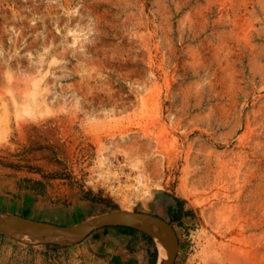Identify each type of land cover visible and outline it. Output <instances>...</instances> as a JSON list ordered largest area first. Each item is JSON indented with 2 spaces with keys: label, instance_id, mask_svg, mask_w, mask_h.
<instances>
[{
  "label": "rangeland",
  "instance_id": "rangeland-1",
  "mask_svg": "<svg viewBox=\"0 0 264 264\" xmlns=\"http://www.w3.org/2000/svg\"><path fill=\"white\" fill-rule=\"evenodd\" d=\"M116 208L171 222L173 264L264 263V0H0V210ZM86 239L0 232V264H103Z\"/></svg>",
  "mask_w": 264,
  "mask_h": 264
},
{
  "label": "water",
  "instance_id": "water-1",
  "mask_svg": "<svg viewBox=\"0 0 264 264\" xmlns=\"http://www.w3.org/2000/svg\"><path fill=\"white\" fill-rule=\"evenodd\" d=\"M146 220L161 227L168 235L171 242V253L164 264H173L178 252L179 240L172 223L157 214L146 211L116 208L74 224H59L15 212L0 210V232L15 237L11 230L24 228L29 231H36L44 236L31 243L46 242L71 245L86 238L96 229L108 226H126L144 231L154 240L153 235L148 229L135 224V221Z\"/></svg>",
  "mask_w": 264,
  "mask_h": 264
},
{
  "label": "crops",
  "instance_id": "crops-1",
  "mask_svg": "<svg viewBox=\"0 0 264 264\" xmlns=\"http://www.w3.org/2000/svg\"><path fill=\"white\" fill-rule=\"evenodd\" d=\"M86 238L94 248L96 257L103 264H153L154 262L151 257L153 243L149 235L139 229L108 226L94 230ZM157 258L158 254L155 264Z\"/></svg>",
  "mask_w": 264,
  "mask_h": 264
},
{
  "label": "bare ground",
  "instance_id": "bare-ground-1",
  "mask_svg": "<svg viewBox=\"0 0 264 264\" xmlns=\"http://www.w3.org/2000/svg\"><path fill=\"white\" fill-rule=\"evenodd\" d=\"M154 105H155V103H154ZM153 105V106H154ZM160 107V106H159ZM155 108V107H154ZM157 109H159V108H157ZM155 110V109H154ZM153 111V110H152ZM156 113H158L157 111H156ZM155 115L153 116V118H154V120H155ZM157 119V118H156ZM168 125V124H167ZM178 127V126H177ZM165 128H167V126L165 127ZM186 131V130H185ZM185 133V132H184ZM187 133V132H186ZM186 133H185V135H186ZM242 134V133H241ZM167 137V136H166ZM165 137V138H166ZM240 137L242 138V135H240ZM168 138V137H167ZM239 138V137H238ZM240 138V141L242 140ZM175 140L177 139V137L176 138H174ZM245 139V138H244ZM178 140V139H177ZM245 141V140H244ZM243 141V142H244ZM241 151V150H240ZM242 152H245V151H242ZM214 153V152H213ZM241 155V154H240ZM244 155V154H243ZM242 157V156H241ZM206 160V159H205ZM210 160V159H209ZM238 160H239V158H238ZM241 160H244L243 158L241 159ZM209 163H210V161H209ZM210 164H208V166H206V168H205V170H203V172L199 175V177L198 176H196V181L198 182V185H201V186H209V185H213L212 183H213V181L211 180V177H210V175H209V172L211 171V167L209 166ZM228 165V164H227ZM188 168V167H187ZM232 168H233V166H232ZM239 168V167H238ZM214 170V169H213ZM196 172V171H195ZM234 172V171H233ZM173 173V172H172ZM198 174V173H197ZM185 176H186V174H185ZM192 177V176H191ZM195 177V176H194ZM193 177V178H194ZM228 177V176H227ZM173 178V177H172ZM220 178H221V176H220ZM248 178H249V176H248ZM247 178V179H248ZM246 179V178H245ZM251 179V178H250ZM186 180V179H185ZM188 180V179H187ZM186 180V181H187ZM195 180H194V182H195ZM238 180V179H237ZM229 183V182H228ZM258 183V182H257ZM189 184V183H188ZM187 185V184H186ZM191 185V184H190ZM253 185V184H252ZM216 186H218V184L216 185ZM247 186V185H246ZM249 186V185H248ZM183 187H184V189H185V184H183ZM244 187H245V185H244ZM179 188V187H178ZM196 189V188H195ZM197 190V189H196ZM216 190V189H215ZM242 190V189H241ZM203 191V190H202ZM205 192H207L206 190H204ZM244 191V190H243ZM212 192H214V191H212ZM242 192V191H241ZM245 192V191H244ZM252 192V191H251ZM202 193V192H201ZM218 194H220L219 192H218ZM245 194H246V192H245ZM253 194V193H252ZM205 195H207V194H205ZM203 196V195H202ZM218 196V195H217ZM220 196H221V194H220ZM239 196V195H238ZM244 197V196H243ZM256 198V197H255ZM259 198V197H258ZM201 199H202V197H201ZM199 200V199H198ZM197 200V201H198ZM248 200V199H247ZM217 201V200H216ZM219 201V200H218ZM240 201V200H239ZM212 202V201H211ZM245 202V201H244ZM243 202V203H244ZM222 203V202H221ZM235 203V202H234ZM236 203H237V201H236ZM235 203V204H236ZM238 203H240V202H238ZM242 203V204H243ZM249 203V202H248ZM247 203V204H248ZM247 204H245V208H246V206H247ZM208 205V204H207ZM228 205V204H227ZM250 205V204H249ZM226 206V205H225ZM243 207H244V205H243ZM206 208V207H205ZM225 208V207H224ZM227 208V207H226ZM222 210H224L223 208H221ZM243 209V208H242ZM251 209H252V207H251ZM222 210H220V211H222ZM226 210V209H225ZM217 211V210H216ZM239 211H241V210H239ZM248 211V210H247ZM251 211V210H250ZM223 212V211H222ZM252 212V211H251ZM220 213V212H219ZM224 213V212H223ZM220 216H221V213H220ZM253 216V215H252ZM219 217V216H218ZM244 217V216H243ZM224 218V217H223ZM250 220H252V219H250ZM218 221V220H217ZM256 220H254V222H255ZM239 222H240V220H239ZM251 223V222H250ZM257 223V222H256ZM255 223V225H258V224H256ZM135 224L136 225H138V226H140V227H144V228H146V229H148L149 231H150V233L153 235V237H154V240H155V244L157 245V247H158V258H157V264H164L166 261H167V259H168V255H170V253H171V242H170V240H169V237H168V235L166 234V232L161 228V227H159V226H157V225H155V224H153V223H150V222H148L147 220L146 221H135ZM240 224V223H239ZM244 225H246V224H244ZM250 225H252V224H250ZM232 230V229H231ZM12 232H13V235L16 237V238H18L19 240H22V241H24V242H29V243H31V242H34V241H37L38 239H41L42 237H44L42 234H40V233H38V232H36V231H29V230H26V229H24V228H20V229H15V230H11ZM228 231V230H227ZM236 231V230H235ZM233 232V231H232ZM241 233V232H240ZM257 235V234H256ZM220 237V236H219ZM234 237V236H233ZM240 237V236H239ZM235 239H236V237H235ZM242 239V238H241ZM237 240H238V238H237ZM242 241V240H241ZM240 241V242H241ZM224 242H225V239H224ZM228 244H226V243H224L223 244V247H226L224 250H226V252H223V253H226L225 255L224 254H222L221 256L220 255H218L219 256V258H217V263L218 264H225V262H227L228 263V259H230L229 260V262H230V264H264V263H261V261H259L255 256H254V254H252L253 252H249V250H241V251H239V252H241L240 253V255H237L239 252H237L236 250L238 249L237 247V249L236 250H231L230 249V242H227ZM245 243V242H244ZM243 244V243H242ZM242 244H240V246L242 245ZM246 244V243H245ZM213 245H214V243H213ZM221 245V244H220ZM233 245V244H232ZM236 245V244H235ZM235 245L234 246H232V247H235ZM212 246V245H211ZM222 246H221V248H223ZM231 247V248H232ZM243 247V246H242ZM247 247V246H246ZM253 247V246H252ZM260 247V246H259ZM203 248V247H202ZM213 248V247H212ZM256 248V247H255ZM254 248V249H255ZM261 249H262V247H260ZM207 248H205V250H206ZM233 249V248H232ZM241 249H243V248H241ZM245 249V248H244ZM257 249V248H256ZM204 250V249H203ZM214 250H215V248H214ZM251 250V249H250ZM259 250V249H258ZM233 251H235V252H233ZM215 252V251H214ZM254 252H256V251H254ZM205 253V252H204ZM211 253H213V252H211ZM219 253V252H218ZM235 253V254H234ZM259 253V252H258ZM262 254V253H261ZM206 255H208V254H206ZM216 255V254H215ZM256 255H258V254H256ZM210 256V255H209ZM260 256V255H259ZM215 257V256H214ZM213 257V258H214ZM261 257V256H260ZM259 258V257H258ZM261 259V258H260ZM204 260H205V258H204ZM215 260V259H214ZM264 260V259H263Z\"/></svg>",
  "mask_w": 264,
  "mask_h": 264
},
{
  "label": "trees",
  "instance_id": "trees-1",
  "mask_svg": "<svg viewBox=\"0 0 264 264\" xmlns=\"http://www.w3.org/2000/svg\"><path fill=\"white\" fill-rule=\"evenodd\" d=\"M149 238H150V240H151L152 243H153V250H152V256H151V257H153V260H154L153 264H155V259H156L157 254H158V249H157V247H156V245H155V243H154L153 238H152L150 235H149Z\"/></svg>",
  "mask_w": 264,
  "mask_h": 264
}]
</instances>
